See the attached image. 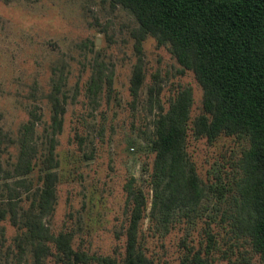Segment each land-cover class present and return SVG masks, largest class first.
<instances>
[{
	"label": "rangeland",
	"instance_id": "374dc122",
	"mask_svg": "<svg viewBox=\"0 0 264 264\" xmlns=\"http://www.w3.org/2000/svg\"><path fill=\"white\" fill-rule=\"evenodd\" d=\"M138 28L135 16L111 0H0V160L7 168L17 161L18 140L31 113L39 117V155L48 147L57 85L59 97L66 98V110L62 130L55 136L59 161L55 208L45 222L55 233L73 230L75 246L90 254L124 253L127 184L134 181L143 189L150 212L154 120L159 105L168 109L181 87L193 89L188 149L202 179L215 183L218 172L226 178L236 160L233 155H239L244 144L228 136L209 142L194 135L193 122L203 112V87L167 46L151 35L140 39ZM137 66L144 72L138 98L131 90ZM99 70L104 82L112 75V87L104 83L95 93L89 83ZM156 85L160 92L151 93ZM35 163L27 177L38 185L43 174L40 158ZM3 183L0 180V186ZM1 191L0 195L7 194L4 188ZM23 196L21 204L28 207L30 201ZM205 219L193 231L197 240ZM182 221L166 237H148V253L177 263L179 241L187 229ZM212 226L221 249L213 254L214 264H248L240 253L245 249L230 246L218 223ZM141 227L148 230V218ZM20 233L9 218L0 223V264L15 262ZM22 264H35L30 251ZM43 264L57 263L48 256Z\"/></svg>",
	"mask_w": 264,
	"mask_h": 264
},
{
	"label": "trees",
	"instance_id": "16d2710c",
	"mask_svg": "<svg viewBox=\"0 0 264 264\" xmlns=\"http://www.w3.org/2000/svg\"><path fill=\"white\" fill-rule=\"evenodd\" d=\"M111 1L135 16L140 39L151 35L159 45L167 46L203 87V112L193 122L194 135L209 142L232 137L244 142L243 148L233 155L236 160L226 178L218 172L215 183L202 179L188 149L193 89L181 87L170 98L168 109L159 105L154 120L150 212L143 189L134 181L127 184L124 253L90 254L75 246L73 230L55 233L45 222L55 208L59 166L55 136L62 130L66 110V98L59 97L60 88L55 85L48 147L39 155V117L31 113L18 140L17 161L7 168L0 160V180H4L0 192L7 191L0 195V223L9 218L21 231L15 239L12 264H22L28 251L35 264H43L48 256H54L57 264H170L148 253L147 238L166 237L182 220L187 229L179 241V261L174 264H214L213 254L221 249L213 223L223 229L230 246L245 249L240 253L248 264H264V0ZM103 74L99 70L93 75L91 91L101 92L104 83L112 87V75L104 82ZM143 82V68L137 66L131 86L136 98ZM152 89L160 92L158 85L151 93ZM37 158L43 174L41 183L34 185L27 176ZM24 194L30 201L28 207L21 204ZM203 217L207 219L197 240L193 231ZM146 218L149 227L144 231L141 225Z\"/></svg>",
	"mask_w": 264,
	"mask_h": 264
}]
</instances>
